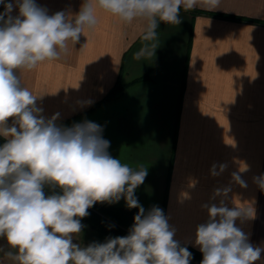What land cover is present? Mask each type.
<instances>
[{"label": "crops", "instance_id": "obj_1", "mask_svg": "<svg viewBox=\"0 0 264 264\" xmlns=\"http://www.w3.org/2000/svg\"><path fill=\"white\" fill-rule=\"evenodd\" d=\"M36 2L51 15L78 13L84 0ZM96 15L95 28L75 46L69 42L67 55L19 72L23 86L43 95L42 115L60 113L56 123L63 126L101 125L113 158L148 168L135 191L139 203L163 209L175 239L197 251L195 229L207 219L200 205L232 171L248 166V188L233 185L228 203L254 207L255 218L237 225L264 246V192L252 182L264 173V0H221L215 11L182 8L179 25L161 22L148 41L143 21L125 24L99 8ZM86 100L93 103H77ZM225 161L222 176H209L213 162ZM185 193L191 199L181 203ZM112 205L129 209L123 198ZM256 264H264V253Z\"/></svg>", "mask_w": 264, "mask_h": 264}, {"label": "clouds", "instance_id": "obj_2", "mask_svg": "<svg viewBox=\"0 0 264 264\" xmlns=\"http://www.w3.org/2000/svg\"><path fill=\"white\" fill-rule=\"evenodd\" d=\"M221 0H84L78 13L49 14L36 0H0V238L13 264H190L188 247L175 239L177 228L159 206L147 211L135 195L148 168H132L113 158L103 127L84 120L58 125L60 113L42 115L33 94L23 86L19 72L45 61L59 60L98 23L97 8L125 24L143 21V39L154 40L161 22L179 25L180 11L219 8ZM18 9V15L13 11ZM145 49L135 54L140 59ZM78 87V86H77ZM81 108L93 101H78ZM229 162H213L209 176H222ZM230 173L227 185L215 187L200 208L207 219L195 229L194 246L200 264H256L264 246L253 245L250 233L237 225L255 218L252 206H229L233 185L248 188L242 174ZM252 182L264 192V173ZM198 181L189 187L195 189ZM50 194L45 193V188ZM59 189V191H57ZM138 209L126 236L108 237L86 247L73 243L85 227L81 220L96 203H117ZM191 196L185 193L184 200ZM255 204V199L252 201Z\"/></svg>", "mask_w": 264, "mask_h": 264}, {"label": "trees", "instance_id": "obj_3", "mask_svg": "<svg viewBox=\"0 0 264 264\" xmlns=\"http://www.w3.org/2000/svg\"><path fill=\"white\" fill-rule=\"evenodd\" d=\"M3 142V138H0V144ZM57 191H59V189H57ZM45 193L50 194L47 187L45 188ZM88 211L89 215L82 220L89 224L97 235L105 237L128 235L129 230L134 223V216L138 212L135 208L126 209L109 203L99 202L88 209ZM181 245L185 246L184 244ZM186 246L193 255V259L190 261V264H200L203 258L202 253L188 245Z\"/></svg>", "mask_w": 264, "mask_h": 264}, {"label": "rangeland", "instance_id": "obj_4", "mask_svg": "<svg viewBox=\"0 0 264 264\" xmlns=\"http://www.w3.org/2000/svg\"><path fill=\"white\" fill-rule=\"evenodd\" d=\"M81 223L85 226L80 234L73 237V243L79 244L81 247H86L93 242L103 243L108 237L99 236L84 220ZM9 251L7 243L0 238V264H13V262L5 255Z\"/></svg>", "mask_w": 264, "mask_h": 264}]
</instances>
